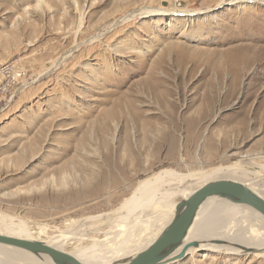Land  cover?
I'll return each instance as SVG.
<instances>
[{
	"label": "rangeland",
	"instance_id": "1",
	"mask_svg": "<svg viewBox=\"0 0 264 264\" xmlns=\"http://www.w3.org/2000/svg\"><path fill=\"white\" fill-rule=\"evenodd\" d=\"M160 7L203 13L143 14ZM6 67L22 77L0 86V234L33 240L45 225L47 240L83 220L111 231L167 170L246 166L264 181L263 1L0 0ZM181 260L264 264V254Z\"/></svg>",
	"mask_w": 264,
	"mask_h": 264
},
{
	"label": "bare ground",
	"instance_id": "2",
	"mask_svg": "<svg viewBox=\"0 0 264 264\" xmlns=\"http://www.w3.org/2000/svg\"><path fill=\"white\" fill-rule=\"evenodd\" d=\"M261 1L264 3V0H233L236 4L259 3ZM173 11L160 7L159 9H149L143 14L164 15ZM202 13V11L180 9L172 14L194 17ZM210 108H204L203 113L210 114L212 111L208 110ZM247 158L248 156L242 157L243 165L250 164L246 160ZM242 167H222L212 172H202L189 176L192 180L188 177L183 178L171 170L160 172L146 181L141 190L126 203L124 206L125 215L120 216L111 231L102 234L96 227L85 226L87 220H83L77 224L74 230L64 235L49 237L47 240L42 236L49 228L45 225L41 226L38 231L39 238L29 241L41 242L69 253L84 264H128L130 259L150 247L171 224L176 216L177 206L172 203V199L178 195L188 199L196 190L211 181L232 180L244 184L264 198V181L252 182L251 177L249 178V171ZM256 169L261 174L264 173L259 167ZM172 178H177L182 182L176 184L169 182ZM193 178L204 182L196 187L193 185ZM138 212H141L139 217ZM136 214L137 218L133 223L131 219L136 217ZM158 226L160 229L155 233ZM141 228H143V235L140 239H136L134 232ZM228 232L233 234L227 237ZM0 235L11 237L3 233ZM70 241L80 244L90 243V245L78 246L74 251L67 252L64 247ZM193 243H197V246H192ZM134 248L137 252L131 254L134 252ZM183 252H185L186 258L191 256L194 260L197 256L204 257L212 253L237 256L264 254V218L249 206L237 205L217 197L209 198L201 206L183 242L176 250L166 254L161 264L181 263L183 260L178 257ZM0 264H54V262L47 255H35L23 249L0 244Z\"/></svg>",
	"mask_w": 264,
	"mask_h": 264
},
{
	"label": "water",
	"instance_id": "3",
	"mask_svg": "<svg viewBox=\"0 0 264 264\" xmlns=\"http://www.w3.org/2000/svg\"><path fill=\"white\" fill-rule=\"evenodd\" d=\"M217 197L237 205H245L259 212L264 218V198L242 183L232 180L211 181L196 190L188 199L176 206V216L160 237L147 249L141 251L128 264H161L166 254L176 250L187 236V232L203 204ZM0 244L26 250L32 254L47 255L54 264H84L73 255L36 241L0 235ZM197 246V243L191 244ZM185 257L181 253L178 259Z\"/></svg>",
	"mask_w": 264,
	"mask_h": 264
},
{
	"label": "built area",
	"instance_id": "4",
	"mask_svg": "<svg viewBox=\"0 0 264 264\" xmlns=\"http://www.w3.org/2000/svg\"><path fill=\"white\" fill-rule=\"evenodd\" d=\"M22 77V72L14 68L10 69L8 67L0 70V86L3 85L4 88L8 87L10 84L18 81Z\"/></svg>",
	"mask_w": 264,
	"mask_h": 264
}]
</instances>
